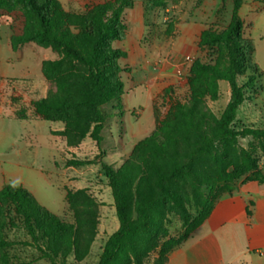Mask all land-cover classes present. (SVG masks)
<instances>
[{"label":"trees","instance_id":"16d2710c","mask_svg":"<svg viewBox=\"0 0 264 264\" xmlns=\"http://www.w3.org/2000/svg\"><path fill=\"white\" fill-rule=\"evenodd\" d=\"M243 1L231 0V18L225 28L208 27L201 32L198 44L211 51L213 59L192 61L184 98L173 100L165 117L157 119L153 130L116 166L100 155L107 119L104 106L115 101L114 108L122 113L119 59L126 53L113 42L125 38L122 16L134 0L105 1L83 12L67 11L59 0H0L1 9L18 6L24 15L21 33L10 39L13 50L33 43L56 54L41 63L46 93L33 101L34 113L61 123L62 130L53 133L62 136L67 146H78L90 137L99 149L94 158L66 161L72 166L100 165L111 190L118 228L105 240L96 264H143L157 246L164 217L175 213L184 229L159 250L157 264H165L172 249L187 239L236 182L264 183L255 154L257 148L264 153V127L234 124L236 111L246 100V87L254 79L246 75L240 84L238 77L256 70L251 65L252 44L244 37L239 16ZM165 6V0L144 1L146 14ZM220 81L228 82L230 95L224 109L215 114L207 100L219 98ZM176 87L164 93L170 95ZM15 114L25 115L22 109ZM245 137L256 140L259 147L252 141L241 147L239 138ZM65 200L72 222L47 210L22 186L4 184L0 188V264H15L9 249L16 243L33 247L51 264H65L70 255L75 261L84 259L97 234L101 203L87 187L68 189ZM8 229H22L30 240L10 241Z\"/></svg>","mask_w":264,"mask_h":264},{"label":"rangeland","instance_id":"374dc122","mask_svg":"<svg viewBox=\"0 0 264 264\" xmlns=\"http://www.w3.org/2000/svg\"><path fill=\"white\" fill-rule=\"evenodd\" d=\"M105 1L113 0H59L65 10L72 12H83L95 4ZM136 1L141 2L144 13L145 34L140 39V44H142L146 50H149L150 52L154 51L159 56H163L162 58L166 57L168 60H172L174 56L170 57V49L176 41V36L179 33L177 25L189 20L190 13L196 11L204 2L210 7L213 5V0H165L166 6L164 8L155 7L146 14L144 9L145 0H134V3ZM219 2L220 5H218V8L217 6L212 7V18L210 19L207 28L212 27L216 30H222L230 21L232 11L231 0H226L225 2L219 0ZM134 3L132 7L134 6ZM126 10L127 9L124 10L122 19L126 26L127 34V23L125 19ZM239 16L244 23V37L249 39L252 44L253 51L251 65H255L256 70H247L245 75L238 77V82L240 84L247 80L246 75L254 76V79L250 85L246 87V100L238 107L234 124L236 126L248 125L262 128L264 127V0H244L239 10ZM23 22L24 15L18 6L11 10L0 8V69H6L8 73L18 75L20 74L19 72L23 65L30 64L32 67V77L38 79L42 74L39 67L35 66V56L32 55L30 49L40 48L47 53L50 58H54L56 54L49 48L38 47L33 43H26L25 45H22L23 47L20 46L18 49L21 51H16L18 49L13 50L10 45V39L13 35L21 33ZM170 26L172 29L171 31H168ZM123 40L114 41L113 46L121 49L120 47H117V44ZM198 42L196 51H193L191 48L187 49V54L190 56L186 62H183V68L179 69L180 72L185 70L184 85L174 88V91L171 92L170 95H167L164 92L166 88L173 86L170 85L162 89L153 97L151 108L154 123L151 114L148 113L149 101L147 100L146 91L142 88V85L137 87L133 94L129 95L128 102L130 104L139 102L144 108L143 114L139 120L140 122L137 121L135 135L124 136L123 142L126 145L129 144V141L138 142L146 137L151 130H153V127H155L156 120H161L165 117L171 102L173 100H182L184 98L186 93V78L194 59L201 58L204 62H210V60L213 59L211 51L207 48H201ZM125 53V56L119 59L121 78L125 76L127 74L126 72L131 68L129 63L124 60L127 56L126 51ZM173 62L175 61L173 60ZM10 64L13 65L10 66ZM0 80H11L10 82H12L17 79L0 77ZM42 85H44V83L37 82L36 91H32L33 93H31L39 95ZM1 92L2 90L0 89V94ZM23 92L27 96H30L28 93L29 90H23ZM229 95L230 88L228 82L220 81L219 98L217 100L208 99V107L215 114H219L226 106ZM23 98H25V95L23 96V94L14 93L12 96H7V101L10 105L17 108ZM114 106H116L115 101L104 106L107 119L112 122V126L114 122L112 117L114 115L119 117L124 115V119L127 123L130 121L135 122L137 120L138 113L134 114L132 109L127 110L124 107L122 99L119 102V109L122 112L121 114L116 108H114ZM15 110L18 111L20 109L18 108ZM2 122L3 124L1 125L0 123V128L6 126L11 132V135L5 137L3 143L0 144V161L5 170V177L8 180L7 183L18 184L29 190L43 207L68 222L73 221L72 213L69 211L65 200L68 189L74 190L77 187H87L89 192L101 203L99 207L97 234L90 247L88 255L81 261H75L72 255L68 256L65 260V264H96L105 240L118 228V219L115 213L111 190L106 186L107 179L103 175L101 169H99L100 165L72 166L66 164V161L69 159L94 158L99 153V149L94 143L95 141L90 137H86L84 139L86 143L82 148L78 151L68 150L67 152H63L61 143H59V154L56 156V160L53 161L50 149H52V147L54 149V145L50 147L51 139L46 134V127L43 126L39 129L40 132L36 137H27L23 135L22 137L16 138L22 145L24 143L26 144L18 158L17 156L19 154L17 155V153L14 152V148L11 147L10 143L15 140L18 125L21 121L5 118ZM47 124L51 123L46 121V126ZM113 138L114 141L104 137L103 145H101L102 149L105 148L106 155L104 156L105 151L100 155L102 159L108 163L113 161V157L116 156V149L120 147L117 132L113 133ZM250 141L254 142L255 146L259 147L258 142L251 137L239 138L238 143L241 147H248ZM255 152L259 160V165L264 166V153L261 152L259 148H257V150L255 149ZM61 156L63 157V160H61ZM66 165L69 167L67 172L68 181L65 173H62ZM191 210L194 212V208H191ZM163 225L164 228L161 236L158 238L157 246L143 259V264H157L159 260V250L163 243L170 238H177L183 233L184 227L182 221L175 213H168L164 217ZM6 238L14 242L30 240V237L22 229H8L6 231ZM9 254L15 264H51L48 259L40 258L39 252L33 247L19 243H16L9 249Z\"/></svg>","mask_w":264,"mask_h":264},{"label":"crops","instance_id":"0c3cea01","mask_svg":"<svg viewBox=\"0 0 264 264\" xmlns=\"http://www.w3.org/2000/svg\"><path fill=\"white\" fill-rule=\"evenodd\" d=\"M219 3V0H213L212 7L217 6L218 8ZM212 7L204 2L196 11L190 13L189 20L177 25L179 33L170 49V57L174 55L172 60H168L166 57L162 58L163 56H159L154 51L146 50L140 44V39L145 34L144 13L141 2L136 1L132 8L126 10L127 34L123 41L118 42L117 47L127 52L124 60L129 63L131 68L122 77L124 82L122 101L127 110L132 109L134 114H138L135 122L130 121L128 123L125 121L124 115L120 117L114 115L112 117L114 120L113 126L112 122L106 119L103 130L104 137L114 141L113 133L117 132L120 145L116 149V156L113 157L111 163L116 166L120 165L137 143L129 141V144L126 145L123 142L125 135H135L136 124L140 122L144 108L139 102L130 104L128 102L129 95L133 94L134 90L142 85L149 101L148 113L151 114L154 123L151 101L165 87L184 85L185 70L180 72L179 69L183 68V62H186L190 56L187 54V49L197 50L200 34L207 28L212 18ZM30 50L36 58H34L35 66L39 67L40 71L42 61L52 59L40 48H31ZM16 51L21 50L18 49ZM12 65L10 64V66ZM31 68L30 64L23 65L18 75L8 73L6 69H0L1 78L17 79L12 82H10L11 80H0V89L2 90L0 94V123L2 125V121L5 118L21 121L18 125L15 140L10 143L11 147L14 148V152L17 155L19 154L18 158L26 144L22 145L16 138L23 135L36 137L40 132L39 129L45 126L46 134L51 139L50 147L54 145V149L53 147L50 149V154L54 161L59 154V143H61L63 152H67L68 150L78 151L86 141L83 140L79 146H67L62 136L53 133L62 130V124L47 121L51 124L46 126V120L34 113L32 103L38 98L45 96L46 85L43 75L38 79L32 77ZM37 82L44 83L39 95L32 94L36 91ZM23 90H29L30 96H27ZM14 93L25 95V98H23L17 108L10 105L7 101V96H12ZM18 108L25 110L24 116H16L15 109ZM10 135L11 132L6 126L0 128V144L3 143L5 137ZM103 142L104 139L102 145ZM102 151H105V148ZM61 160H63L62 156ZM68 168L66 165L63 172L60 169L62 173H65L67 181ZM260 169L264 173V166H260ZM7 181L5 170L0 161V188ZM78 188L82 187L75 189ZM165 264H264V183H260L257 180L243 179L236 182L231 192L222 194L215 201L209 215L191 232L187 239L172 249Z\"/></svg>","mask_w":264,"mask_h":264}]
</instances>
